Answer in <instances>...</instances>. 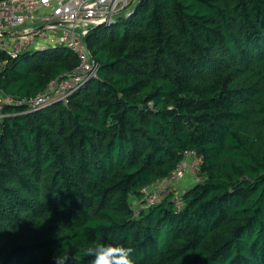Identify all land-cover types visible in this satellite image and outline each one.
I'll return each instance as SVG.
<instances>
[{
  "label": "trees",
  "instance_id": "obj_1",
  "mask_svg": "<svg viewBox=\"0 0 264 264\" xmlns=\"http://www.w3.org/2000/svg\"><path fill=\"white\" fill-rule=\"evenodd\" d=\"M122 11L86 35L96 75L66 101L26 104L74 52L0 49L16 99L0 118V264H89L97 244L132 248L133 264H264V0ZM192 149L200 180L179 206L174 192L144 206L143 186Z\"/></svg>",
  "mask_w": 264,
  "mask_h": 264
},
{
  "label": "built area",
  "instance_id": "obj_2",
  "mask_svg": "<svg viewBox=\"0 0 264 264\" xmlns=\"http://www.w3.org/2000/svg\"><path fill=\"white\" fill-rule=\"evenodd\" d=\"M132 0H1L0 49L16 56L31 49L66 47L74 52L79 66L71 73L52 79L35 97L26 101L32 111L54 101H66L81 82L96 75V64L85 37L90 27L109 21L126 9ZM5 94V93H4ZM7 102L16 103L9 95L0 94V118L6 116ZM202 157L196 150H186L182 162L162 181L144 185L145 204L158 203L173 192L188 174L199 176ZM180 204V196L174 191Z\"/></svg>",
  "mask_w": 264,
  "mask_h": 264
},
{
  "label": "clouds",
  "instance_id": "obj_3",
  "mask_svg": "<svg viewBox=\"0 0 264 264\" xmlns=\"http://www.w3.org/2000/svg\"><path fill=\"white\" fill-rule=\"evenodd\" d=\"M132 253V248L123 245L97 244L88 247L84 255L91 257L89 264H133ZM54 260L55 264H69V261H74L75 257L60 252Z\"/></svg>",
  "mask_w": 264,
  "mask_h": 264
},
{
  "label": "rangeland",
  "instance_id": "obj_4",
  "mask_svg": "<svg viewBox=\"0 0 264 264\" xmlns=\"http://www.w3.org/2000/svg\"><path fill=\"white\" fill-rule=\"evenodd\" d=\"M138 0H132L131 1V3H130V5H134V4H136V2H137ZM129 5V6H130ZM123 11H120V12H118L114 17H116V16H118V14L119 13H122ZM113 17V18H114ZM92 27H90V29H91ZM90 29H89V31H90ZM0 94L1 95H5L4 94V92L0 89ZM198 180H200V177L199 176H197V175H192L191 177H190V179H188L185 183H180L178 186H176L175 188H174V190H173V192L175 191L176 192V194L179 196L180 194H182L183 193V191L185 190V188H187L188 186H190V185H192L194 182H197ZM138 197L137 196H133L132 197V201H133V203H136V201H138ZM136 207H138V205H136Z\"/></svg>",
  "mask_w": 264,
  "mask_h": 264
},
{
  "label": "water",
  "instance_id": "obj_5",
  "mask_svg": "<svg viewBox=\"0 0 264 264\" xmlns=\"http://www.w3.org/2000/svg\"><path fill=\"white\" fill-rule=\"evenodd\" d=\"M142 2H143V0H139V1L136 3V8H137ZM115 18H118V17L116 16V17L112 18V19L110 20V22H112V20L115 19ZM108 23H109V21H102V22H99V23L95 24V26H96V25H101V24H108Z\"/></svg>",
  "mask_w": 264,
  "mask_h": 264
},
{
  "label": "crops",
  "instance_id": "obj_6",
  "mask_svg": "<svg viewBox=\"0 0 264 264\" xmlns=\"http://www.w3.org/2000/svg\"><path fill=\"white\" fill-rule=\"evenodd\" d=\"M191 176H192V174H188L187 177L183 180L182 183H185L188 179H190Z\"/></svg>",
  "mask_w": 264,
  "mask_h": 264
}]
</instances>
